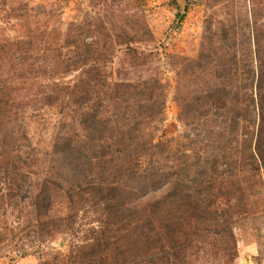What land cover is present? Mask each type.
<instances>
[{"label":"rangeland","instance_id":"rangeland-1","mask_svg":"<svg viewBox=\"0 0 264 264\" xmlns=\"http://www.w3.org/2000/svg\"><path fill=\"white\" fill-rule=\"evenodd\" d=\"M0 264H264V0H0Z\"/></svg>","mask_w":264,"mask_h":264},{"label":"trees","instance_id":"trees-1","mask_svg":"<svg viewBox=\"0 0 264 264\" xmlns=\"http://www.w3.org/2000/svg\"><path fill=\"white\" fill-rule=\"evenodd\" d=\"M140 187H142V189H139L141 194L138 195V197L136 198V200L134 202L135 203L138 202V207H141L142 209H145L147 206L149 208H152V207H154L153 205L160 204V202H161L160 200L162 198H164V196L166 198L167 194H169V193H165V195L164 196H160L159 199H157V198L151 199V198H149V193L147 192L146 188H144L143 186H140ZM163 187H166V185H163V186H161L159 188L162 189ZM131 192L132 191H130L129 193H131ZM151 192H154V190L151 191ZM156 192H158V189L154 193H156Z\"/></svg>","mask_w":264,"mask_h":264}]
</instances>
